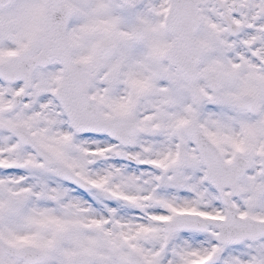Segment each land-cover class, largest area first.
<instances>
[{
  "label": "snow or ice",
  "instance_id": "1",
  "mask_svg": "<svg viewBox=\"0 0 264 264\" xmlns=\"http://www.w3.org/2000/svg\"><path fill=\"white\" fill-rule=\"evenodd\" d=\"M0 264H264V0H0Z\"/></svg>",
  "mask_w": 264,
  "mask_h": 264
}]
</instances>
